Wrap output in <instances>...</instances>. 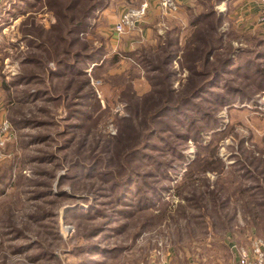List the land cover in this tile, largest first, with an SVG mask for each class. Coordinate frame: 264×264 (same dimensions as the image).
Wrapping results in <instances>:
<instances>
[{"label": "rangeland", "instance_id": "rangeland-1", "mask_svg": "<svg viewBox=\"0 0 264 264\" xmlns=\"http://www.w3.org/2000/svg\"><path fill=\"white\" fill-rule=\"evenodd\" d=\"M16 1L0 0V4L12 8ZM136 2L111 0L82 39L88 44V51L103 50L104 62L85 69L87 78L76 80L72 85L76 89L85 79L90 80L102 111L86 130L75 135L76 141L74 139L72 148L67 151L59 149L68 138L58 135L64 132L63 101L61 106L39 102L37 107L47 112L38 111L35 105L18 108L2 87L4 82H11L19 73L30 72L41 75L45 79L44 85L24 86L19 90L44 88L54 96H63L67 92L64 84L54 81L56 88L52 89L53 85L48 80L46 82L44 72L54 69V62H49L45 70L20 62L25 56L45 58L44 50L40 53L29 51L26 44L21 43L22 33L25 29L31 31L36 24L48 31L57 22L54 10L45 0L36 2L33 7L20 3L17 6L23 13L1 25L0 118L8 120L12 130L1 150L0 173L7 163L14 162V168L10 183L0 194V264H80L81 259L70 253L77 246L86 244L80 234L89 232L95 222L66 221L65 217L77 205L89 208L85 200L92 199L90 184L93 181L59 185L69 168L64 157L74 158L78 150L89 156L96 143V152L100 151L105 141L124 130L121 118L133 117L138 109L142 117L150 113L147 110L150 107L146 106L150 97L157 102L154 107L157 109L162 100L174 101L182 97L179 91L171 94L166 89L165 84L169 81L165 79V70L149 73L137 66L136 58L142 55L156 60L153 51L158 46V38L171 29L173 22L184 26L180 43L184 46L187 21L182 15L183 8L193 6L194 2L179 0L180 11L171 14L164 12L156 0H149L148 16L139 28L125 35L115 34L116 22L124 12L137 8L133 7ZM252 3L253 10H249ZM212 10L227 15L222 29L228 35L222 54L227 55L242 47L245 42L241 43L239 39L255 34L264 37V23L261 22L264 6L260 0H225L208 8L209 12ZM187 76L188 73L181 71L174 87L180 89L182 85H188ZM153 77L158 80L151 79ZM156 83L160 86V94L152 95ZM232 85L245 89L254 99L237 101L231 108L215 111L223 121L218 131L224 133L218 136L212 132L202 134L206 144L213 142V154L200 152L193 141L188 142L184 151L188 163L191 165L201 156L198 164L190 172V165L180 167L178 174L173 175L174 181L168 183L172 190L164 194L161 205L112 224L114 228L122 227L118 232L97 237L101 248L117 251L109 258L101 257L102 251L91 253L89 264H234L237 248L252 238L264 237L253 225L252 215L247 214L256 212L253 200L264 184V92H256L252 82L245 79H238ZM13 110H21L24 117L14 115L15 119H10ZM34 118L45 125L36 126L34 123L25 128L15 125L23 122L22 119ZM134 126L136 128V123ZM136 135L135 130L129 129L126 136L122 134V142L127 147L134 145ZM42 136H49V139L27 146ZM84 139L86 143L82 147ZM47 154L55 155L56 159L41 162L39 158ZM242 172L256 176V179L242 181ZM242 186L244 190L246 186L249 189L244 191ZM209 191H215L218 198L229 199L227 207L216 208L213 199L210 201ZM50 192L52 195H46ZM257 211L262 210L258 208ZM24 246L29 247L28 250L22 248Z\"/></svg>", "mask_w": 264, "mask_h": 264}, {"label": "trees", "instance_id": "trees-1", "mask_svg": "<svg viewBox=\"0 0 264 264\" xmlns=\"http://www.w3.org/2000/svg\"><path fill=\"white\" fill-rule=\"evenodd\" d=\"M31 1L18 0L12 8L0 4V30L3 27L1 25L23 13L17 5L22 3L27 7H33L36 2L42 3L43 0ZM46 1L54 10L57 22L48 31L37 24L31 31L25 29L21 39V43L26 44L29 51L40 53L44 50L46 56L45 58L37 55L25 56L20 62L44 70L48 68L49 62H54L55 68L44 72L46 82L48 80L53 85L52 89L56 88L54 81L64 84L67 92H64L63 96H54L50 90L44 88L19 90L24 86L29 88L44 85L45 79L41 75L30 72L19 73L11 82H4L2 87L9 93L10 100L17 103L15 106L18 108L35 105L38 111L47 112L46 109L37 107L39 102L48 104L53 102L61 106L63 101L64 132L58 135L68 138L59 149L67 151L72 148L75 135L86 130L97 118L96 115L102 111L97 94L90 86V80L85 79V82L79 84L76 89L72 84L76 83V80L87 78L85 69L104 62L103 50L100 48L88 51V44L82 39L92 28L98 14L109 7L111 0ZM193 2V6L187 5L183 8L182 15L187 21L184 46L180 44L184 26L173 22L171 29L158 38V46L153 51L156 60L142 55L136 58L137 66L149 73L165 70L167 72L165 79L169 81L165 84L166 89H169L171 94L179 91L182 97L174 101L162 100L158 109L154 108L157 102L150 97L146 105L150 107L147 109L150 113L142 117L138 109L133 117L121 118L124 130L121 134L112 135L109 141H105L100 151L96 152L98 147L96 143V146L92 147L93 153L89 156L82 155L78 150L74 158L64 157L69 168L61 177L59 185L93 181L90 184L92 199L85 200L89 208L83 209L77 205L69 210L65 217L66 221L95 222L89 232L80 234L86 244L77 246L70 253L73 257L81 259L80 264L91 263L92 260L89 258L91 253L102 251L100 256L109 258L117 251L101 248V242L96 240L107 232H118L119 227H122L114 228L112 224L131 219L141 211L154 209L164 202V194L172 190L168 183L174 181L173 175L178 174L180 167L190 165L184 152L188 142L193 141L200 152L213 154L211 146L213 142L206 144L202 134L212 132L214 136H218L224 133L218 131L223 121L215 111L225 107L231 108L237 101L248 102L254 99L252 94L243 88L233 86L232 83L238 79L249 80L252 87L256 88V92H264V37L255 34L239 39V42H245L242 47L227 55L222 54L228 35L222 29L227 15L215 10L209 12L208 8H214L215 3L219 5L225 0ZM141 4L142 0H137L133 7H139ZM181 71L188 73L186 80L188 85L184 84L180 89H176L175 79L180 76ZM151 79L158 80L154 77ZM158 86L157 83L154 84L155 92L152 95L160 94ZM11 115L10 119H15L14 115L24 117L21 110L17 112L13 110ZM22 121L15 124L17 128L18 126L25 128L34 123L36 126L45 125L43 122H37L35 118ZM129 129L135 130L138 135L134 145L127 147L121 136L122 134L126 136ZM45 139H49V136L35 138L27 143V146L30 147ZM95 142L93 140V144ZM85 143L86 139L81 146L83 147ZM46 159L55 160L56 156L47 154L39 158L41 162ZM200 160L201 156L197 157L188 172ZM215 160L218 159L215 157ZM13 168L14 162L7 163L0 173V194H3V188L11 181ZM114 168L115 170H112ZM143 168L146 170L143 171ZM254 179L256 176L247 175L246 172H242L240 176L242 181ZM97 182L100 184L96 185ZM247 189L249 188L246 186L245 190ZM208 193L210 201L213 199V203H216V208L227 207L229 199L218 198L215 191ZM46 195L52 194L50 192ZM254 198L253 206L256 212L247 214L252 215L253 225L264 234V184L259 187ZM258 208L262 211H257ZM22 248L28 250L29 247Z\"/></svg>", "mask_w": 264, "mask_h": 264}, {"label": "built area", "instance_id": "built-area-1", "mask_svg": "<svg viewBox=\"0 0 264 264\" xmlns=\"http://www.w3.org/2000/svg\"><path fill=\"white\" fill-rule=\"evenodd\" d=\"M164 12L176 14L180 11L179 0H156ZM264 6V0H260ZM150 10L149 0H145L139 7L130 8L124 12L116 22L114 32L117 35H125L136 31L147 18ZM264 15V14H263ZM264 23V16L261 19ZM12 126L8 120L0 118V161L3 159L1 150L11 134ZM234 264H264V237H255L249 243L237 248V261Z\"/></svg>", "mask_w": 264, "mask_h": 264}, {"label": "crops", "instance_id": "crops-1", "mask_svg": "<svg viewBox=\"0 0 264 264\" xmlns=\"http://www.w3.org/2000/svg\"><path fill=\"white\" fill-rule=\"evenodd\" d=\"M184 5H185V4H184ZM253 5H254V4L252 3L251 6H249V10H250V9L253 10V8H252Z\"/></svg>", "mask_w": 264, "mask_h": 264}]
</instances>
